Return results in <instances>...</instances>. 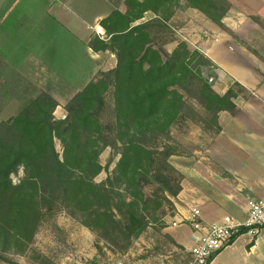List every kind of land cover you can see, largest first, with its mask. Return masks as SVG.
Instances as JSON below:
<instances>
[{"label": "trees", "instance_id": "16d2710c", "mask_svg": "<svg viewBox=\"0 0 264 264\" xmlns=\"http://www.w3.org/2000/svg\"><path fill=\"white\" fill-rule=\"evenodd\" d=\"M124 3L125 12L115 9L100 22L106 38L88 42L94 53L113 55L116 66L99 72L74 95L64 119L56 118L58 101L41 92L0 122V264L30 252L37 253V264H49L34 245L45 220L59 213L127 252L163 201L181 192L169 162L178 155L171 143L174 131L195 123L218 135L219 115L236 109V92L231 88L219 95L204 77L213 63L203 53L191 51L184 41L171 53L156 45L158 35L172 32L179 9L197 10L237 40L224 23L228 0ZM15 31H8L12 38ZM18 47L19 55L27 50ZM108 148L119 160L98 183L106 169L101 155ZM114 162L111 158L107 168ZM148 188L162 193L161 200L148 196Z\"/></svg>", "mask_w": 264, "mask_h": 264}, {"label": "crops", "instance_id": "0c3cea01", "mask_svg": "<svg viewBox=\"0 0 264 264\" xmlns=\"http://www.w3.org/2000/svg\"><path fill=\"white\" fill-rule=\"evenodd\" d=\"M124 1L9 0L6 6L11 12L15 7L21 9V19L28 17L26 23L33 16L39 20L37 27L31 25L30 30L18 31L19 35L15 31L14 37L43 39L39 51L48 55L50 48L57 50L55 39L59 38L62 53L72 57L67 62L87 58L93 64L99 58L88 48L93 31L104 39L100 22L115 9L125 12ZM228 2L230 10L224 23L237 40L197 10L186 12L204 24V34L196 35L199 38L195 48L213 63L214 90L225 95L232 88L237 94L236 109L219 115L221 133L197 161V182H191L195 188L183 187L176 203L174 223L181 226L169 229L189 253L193 247L194 209L200 211L201 221L208 225L225 217L242 222L247 217L248 202L264 200V0ZM210 264H264V229L257 236L240 232Z\"/></svg>", "mask_w": 264, "mask_h": 264}, {"label": "rangeland", "instance_id": "374dc122", "mask_svg": "<svg viewBox=\"0 0 264 264\" xmlns=\"http://www.w3.org/2000/svg\"><path fill=\"white\" fill-rule=\"evenodd\" d=\"M7 2L9 0H0V122L16 115L27 101L41 92L49 93L58 101L60 107L55 115L59 120L64 119L67 115L65 107L85 82L93 80L99 72L113 69L116 59L112 58L111 54H97L99 58L93 64L87 58L82 62L69 63L66 59L72 57L62 53L59 38L55 39L57 50L50 48L49 55L39 51L43 39L12 38L8 33L10 29L16 30L19 35L21 31L30 30L31 25L37 27L39 20L29 13L28 16L33 18L26 23L28 17L21 19V9L15 7L11 12L9 6H6ZM187 11L179 9L171 22L172 32L157 36L156 45L165 52L171 53L180 41L186 42L191 51L197 50L195 47L199 36L196 35L204 34L201 30L204 24L202 25L195 15L186 14ZM150 17L152 15L148 14L146 18ZM96 36L98 37V34L93 31L92 37ZM102 37L106 38V35ZM165 41L173 43L164 44ZM18 46H27V50L19 55L21 47ZM58 60L64 62L58 63ZM203 75L208 81L209 78H214V66L204 70ZM218 135L205 131L201 125L195 123H188L187 126L178 127L174 131L171 143L178 155L172 156L169 162L177 172L181 192L189 186L195 188L191 182H197V161L205 156V151ZM57 150L59 153L63 150L59 141ZM111 158H114L115 162L107 168ZM118 160L119 156L112 149L104 150L101 163L106 169L96 179L98 183L108 179ZM21 176L22 173L14 176V181L18 182ZM145 192L148 196L161 200L162 193L155 195V190L151 188ZM179 195L177 198L168 196L169 202L163 201L164 206L154 214L148 229L125 253L101 242L96 233L67 213H59L56 217L45 220L36 236L34 248L47 257L49 264H193L191 253L178 244L169 229L177 226L174 216L177 213L176 203H179ZM194 205L197 203L194 202ZM8 258L10 261L3 264H37L38 261L35 252Z\"/></svg>", "mask_w": 264, "mask_h": 264}, {"label": "built area", "instance_id": "2783aa9c", "mask_svg": "<svg viewBox=\"0 0 264 264\" xmlns=\"http://www.w3.org/2000/svg\"><path fill=\"white\" fill-rule=\"evenodd\" d=\"M214 81V78H209L210 84ZM200 214L194 209L191 220L193 247L190 253L193 264H210L217 254L232 244L242 229L252 236L259 235L264 229V200L249 202L247 217L242 222L225 217L219 223L208 225L201 221Z\"/></svg>", "mask_w": 264, "mask_h": 264}]
</instances>
